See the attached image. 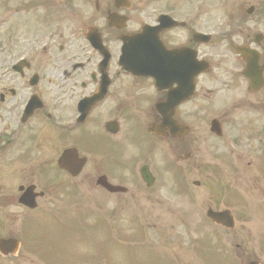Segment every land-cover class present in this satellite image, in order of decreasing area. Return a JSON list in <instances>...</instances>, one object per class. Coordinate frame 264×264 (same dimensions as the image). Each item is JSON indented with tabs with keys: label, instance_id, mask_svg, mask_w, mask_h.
I'll use <instances>...</instances> for the list:
<instances>
[{
	"label": "flooded vegetation",
	"instance_id": "flooded-vegetation-1",
	"mask_svg": "<svg viewBox=\"0 0 264 264\" xmlns=\"http://www.w3.org/2000/svg\"><path fill=\"white\" fill-rule=\"evenodd\" d=\"M54 1L76 22L59 44L34 22L0 14V182L12 187H0L1 201L28 186L56 193L61 176L71 193L74 178L57 168L66 150L75 149L96 179L113 176L108 166L135 148L125 196L166 212L179 176L171 179L169 168L201 166L203 120L208 130L213 120L223 129L237 103L252 127L264 129V0H228L234 11L222 24L212 14L217 0H205L203 14L190 0ZM138 49L146 51V77L132 73ZM202 63L207 71L197 74ZM193 64L187 98L179 79ZM246 66L255 72L248 76ZM253 73L263 82L250 92ZM183 125L187 130L177 129ZM137 162L153 176L149 187L136 175ZM11 204L0 202V209Z\"/></svg>",
	"mask_w": 264,
	"mask_h": 264
},
{
	"label": "rangeland",
	"instance_id": "rangeland-1",
	"mask_svg": "<svg viewBox=\"0 0 264 264\" xmlns=\"http://www.w3.org/2000/svg\"><path fill=\"white\" fill-rule=\"evenodd\" d=\"M246 148V147H245ZM244 149H237L234 151L235 155H228L226 154V160L232 159L235 156H238V163L240 161V165H244L245 159H249L252 156L256 159V153L253 154L251 152H248L246 154ZM241 158L243 159V162H241ZM248 180L250 181L249 177ZM247 180H238L237 178H233L234 182V190L245 192L249 191L247 188ZM258 187V186H257ZM261 192H264V184L263 186H260ZM89 206V205H88ZM91 205L88 207L90 208ZM97 212V210H95ZM86 219L83 220V222L88 223V227H92V222L96 219H99V214L92 216L88 212L85 214ZM102 217L105 219L106 225V232H108V238H111L112 241L115 239L121 240L120 243L122 244V253H120L117 257V261L114 260L115 264H137V263H131V261L127 258V248L125 247L124 242L133 243L137 241V237L135 233L132 231V226L130 224L131 216L129 214H122V213H116V212H105L102 213ZM257 219V220H256ZM255 221V224L253 225L252 222H250L247 218L243 217L241 220V224L246 228L245 231H239L236 236H242V241L236 240V237L234 240L238 241L240 244H242V248H240V254H243L244 252L252 253L258 251V249L264 248V215L258 216ZM42 220H44L42 217H38L34 222L41 224L40 227H36L33 229L34 239H36V243L31 248L29 246L25 247L24 249H20V252L18 256L14 259H12L11 262H5L0 261V264H100L102 261V264H108L105 257L102 259L100 258L101 253H98L97 251L102 249H98L99 242L102 240V231L100 230L98 232L97 228L92 231L93 237L92 241H82L84 239L82 232H78L76 228H72L70 235H73V239H75L76 243L71 244L74 248L76 253L73 249L70 248V250L66 253L64 251V245L63 238L60 235V229L62 228H55L51 225L42 223ZM14 231V233H18V226L12 225L9 227ZM68 227L64 228V230H67ZM69 235V236H70ZM25 236L28 238H31V236L28 235V233H25ZM107 241V239H105ZM58 247V248H56ZM105 251H108V247H104ZM103 249V250H104ZM77 254V255H76ZM107 254V253H106ZM106 254L104 256H106ZM72 256V257H70ZM108 258L113 264V260L110 256V253L108 254ZM99 259L101 260L100 262ZM138 261H141L142 258L139 257L137 259ZM264 263V258H262ZM146 261V260H144ZM143 261V262H144Z\"/></svg>",
	"mask_w": 264,
	"mask_h": 264
}]
</instances>
